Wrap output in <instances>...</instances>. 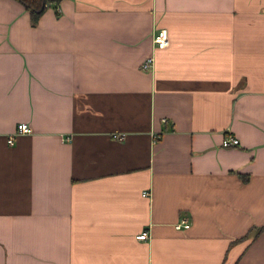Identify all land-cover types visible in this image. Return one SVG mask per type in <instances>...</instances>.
Masks as SVG:
<instances>
[{"label":"crops","instance_id":"1","mask_svg":"<svg viewBox=\"0 0 264 264\" xmlns=\"http://www.w3.org/2000/svg\"><path fill=\"white\" fill-rule=\"evenodd\" d=\"M59 12L0 0V264H264V0Z\"/></svg>","mask_w":264,"mask_h":264},{"label":"built area","instance_id":"2","mask_svg":"<svg viewBox=\"0 0 264 264\" xmlns=\"http://www.w3.org/2000/svg\"><path fill=\"white\" fill-rule=\"evenodd\" d=\"M169 32L167 28H156L153 32V43L155 48H164L169 44ZM155 66V55L151 54L147 57L141 64V68L144 70H151ZM32 128L27 122H21L17 125L16 131L8 135V142L13 143L15 136L19 133L31 132ZM125 134H121L119 137L123 138ZM239 143L238 138L233 134H227L223 136L221 144L222 146L237 145ZM148 194V192H144ZM176 228H187L190 226L187 218H182L178 223H176ZM150 236L149 230H145L137 235L138 239H147Z\"/></svg>","mask_w":264,"mask_h":264},{"label":"trees","instance_id":"3","mask_svg":"<svg viewBox=\"0 0 264 264\" xmlns=\"http://www.w3.org/2000/svg\"><path fill=\"white\" fill-rule=\"evenodd\" d=\"M21 1L30 13L32 22L35 24L38 22L41 15L47 9L48 6H54L56 13L59 12V4L62 0H19Z\"/></svg>","mask_w":264,"mask_h":264}]
</instances>
